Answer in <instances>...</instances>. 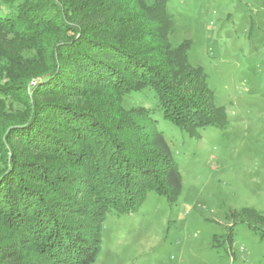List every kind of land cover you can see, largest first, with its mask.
<instances>
[{"label":"trees","instance_id":"1","mask_svg":"<svg viewBox=\"0 0 264 264\" xmlns=\"http://www.w3.org/2000/svg\"><path fill=\"white\" fill-rule=\"evenodd\" d=\"M168 1L0 0V264H93L109 212L177 200L154 109H125L127 94L152 89L189 137L226 126L190 40H168ZM232 215L224 243L238 222L264 235L255 209Z\"/></svg>","mask_w":264,"mask_h":264},{"label":"rangeland","instance_id":"2","mask_svg":"<svg viewBox=\"0 0 264 264\" xmlns=\"http://www.w3.org/2000/svg\"><path fill=\"white\" fill-rule=\"evenodd\" d=\"M166 10L170 44L190 40L188 64L206 73L228 121L193 138L162 117L152 89L123 97L125 109H154L182 187L172 204L149 192L137 211L109 212L93 264H264V235L244 223L222 241L232 213L264 217V0H169Z\"/></svg>","mask_w":264,"mask_h":264}]
</instances>
